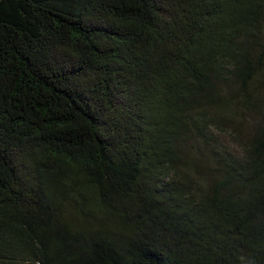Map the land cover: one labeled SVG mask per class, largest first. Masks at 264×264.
Returning a JSON list of instances; mask_svg holds the SVG:
<instances>
[{
	"label": "trees",
	"instance_id": "trees-1",
	"mask_svg": "<svg viewBox=\"0 0 264 264\" xmlns=\"http://www.w3.org/2000/svg\"><path fill=\"white\" fill-rule=\"evenodd\" d=\"M0 264H264V0H0Z\"/></svg>",
	"mask_w": 264,
	"mask_h": 264
},
{
	"label": "rangeland",
	"instance_id": "rangeland-1",
	"mask_svg": "<svg viewBox=\"0 0 264 264\" xmlns=\"http://www.w3.org/2000/svg\"><path fill=\"white\" fill-rule=\"evenodd\" d=\"M221 143L225 145V144H228V143H230V142H229L227 139H223V138H222ZM230 144H231V143H230ZM231 145H232V144H231ZM68 214H69V212H68Z\"/></svg>",
	"mask_w": 264,
	"mask_h": 264
}]
</instances>
